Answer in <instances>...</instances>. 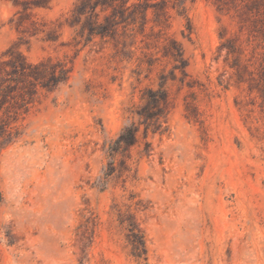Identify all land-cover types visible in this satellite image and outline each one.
Segmentation results:
<instances>
[{
	"label": "rangeland",
	"instance_id": "374dc122",
	"mask_svg": "<svg viewBox=\"0 0 264 264\" xmlns=\"http://www.w3.org/2000/svg\"><path fill=\"white\" fill-rule=\"evenodd\" d=\"M0 85V264H264V0H0Z\"/></svg>",
	"mask_w": 264,
	"mask_h": 264
},
{
	"label": "trees",
	"instance_id": "16d2710c",
	"mask_svg": "<svg viewBox=\"0 0 264 264\" xmlns=\"http://www.w3.org/2000/svg\"><path fill=\"white\" fill-rule=\"evenodd\" d=\"M17 71L21 75H29L31 77L36 78L40 75L39 66H29L27 64H20L16 67ZM0 92L3 95H6L7 91L0 85ZM1 102V100H0ZM137 143V133L136 130L132 128H126L123 133L119 136L116 144L119 148L121 147H131ZM115 150V149H114ZM88 225L84 228V230H79L78 235L79 239L83 242L82 253H85V243L91 242V239L94 234V219L88 218ZM131 231V241L134 249L135 256L141 258L146 254V246L144 237L141 234V231L134 224Z\"/></svg>",
	"mask_w": 264,
	"mask_h": 264
}]
</instances>
